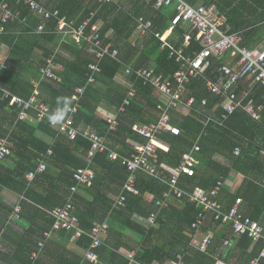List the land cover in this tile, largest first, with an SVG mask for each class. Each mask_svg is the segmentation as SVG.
Masks as SVG:
<instances>
[{
    "label": "trees",
    "instance_id": "obj_1",
    "mask_svg": "<svg viewBox=\"0 0 264 264\" xmlns=\"http://www.w3.org/2000/svg\"><path fill=\"white\" fill-rule=\"evenodd\" d=\"M3 0H0V4ZM39 3H45L49 5L53 0H36ZM46 1V2H45ZM76 0H62L60 10L65 14L75 15L71 12L72 5ZM156 0H149L148 8H153V4ZM193 6L215 5L220 14L226 18L227 24L231 28V32H241L242 46L247 48H254L264 41V0H185ZM11 9L16 12L20 11L23 18H27V25L34 27L37 25L38 20L35 21L30 18L29 8L20 0H10ZM44 5V4H43ZM140 5V4H139ZM104 7V6H103ZM138 11L127 13L120 9L119 6L105 5L101 10L100 15H112L113 19L108 21L107 27L103 29L102 37L104 44L115 42L119 49H124L125 41L129 40L130 33L132 31V14ZM89 11H87L88 13ZM90 13V12H89ZM175 11L173 7H164L161 10H155L154 14L145 15L147 19L154 22V28L151 33L143 37L144 49L141 52L140 57L135 61L134 68H141L153 65L156 67V71L162 74L164 78H171L179 70V65L169 58V48L162 49L163 42L156 37L157 32H165L169 29L172 22V16ZM117 14V15H116ZM143 15V14H142ZM141 16L140 14L137 16ZM99 17V16H98ZM106 16H104L105 18ZM152 18V19H151ZM97 21V19L95 20ZM52 22H56L55 20ZM17 30L21 29L19 37H8L13 43V54L17 57L22 53L26 61H34V51H22L19 47L23 43L24 46L31 44V46L40 47L43 42L53 43L55 41V35H28L30 32L29 27L25 26L21 22H15ZM13 23L7 25L6 33L11 28ZM55 24H52L54 26ZM136 25V22H135ZM112 28L115 32L114 40L105 38L106 29ZM130 29V33H128ZM168 31H171L168 30ZM10 32V31H9ZM191 34L192 41L186 48L188 54L193 55L200 51L201 46L197 40V33L192 32L188 23L178 24L171 36L168 38V42L171 45L182 47L186 34ZM6 35L5 33H2ZM0 34V39L4 40ZM11 34V32L9 33ZM19 38V40L17 39ZM112 41V42H111ZM83 45V44H82ZM30 46V45H29ZM72 48L79 49L80 46L71 44ZM69 47V46H68ZM85 47H81L84 50ZM123 51V50H122ZM46 51L41 58H39L37 64V72L46 65V59L51 55ZM120 59L125 61V58L121 56ZM213 60V64L208 68L204 77L192 80L187 85L185 100L194 97L195 101L191 106V113L188 116H181L176 110H173L172 117L175 124H177L181 130L179 136L166 134L162 137L164 142L169 146V151H158L160 164H165L171 167H176L180 164L182 155L190 151L194 146L198 137L202 135L200 140L202 148L205 152H210L214 149L213 142L219 143L218 148L214 149L216 154L223 155L228 163L229 167H222L218 162L213 163L215 170H220L222 177L226 178L232 169L236 168L241 171L242 167L246 165L247 158L254 155H260L258 152L264 149L261 143L258 144L259 138L264 136V111L262 113V121L256 122L251 116L242 110L234 113L226 126H219L212 128H206L204 132V117L213 112L212 110L219 106L215 114H219L222 111L221 104L223 100L210 93L206 88V82L208 80L216 81L218 78L217 69L222 64L218 65L217 61ZM131 61V60H130ZM128 60V62H130ZM36 62V60H35ZM91 63L90 59L81 55H75V59L66 66L67 73L64 80L61 83H50L52 81H42V86L51 94L52 100H47L51 106L64 108V101H68L67 108L72 107L75 104L73 96L75 90L78 87L86 86L88 81L89 69L88 65ZM101 73L98 74L96 82L89 84L84 94L79 101L80 108L77 113L74 114V121L76 127L81 129L82 126H90L94 130L98 131L101 135L108 133L109 124L106 120L97 116V111L100 104L105 101L106 98L115 106L120 107L123 104L126 97V89L123 85L116 82V77L122 72L123 63H118L110 58H105L101 63ZM132 66V67H133ZM220 76V75H219ZM136 81L135 76H131ZM132 80V79H131ZM139 84L140 102H133L124 114L126 116L133 117V121L130 125L122 123L113 136H120L126 134V137L135 139L138 142H145L143 137H140L133 131V125L138 122L148 123L153 118V111H158V104L161 102L159 99V92L156 88L150 85H144L142 81H137ZM34 87L29 81L15 79L12 76L11 71L4 70L0 74V110L9 108V118L11 128L5 133L9 136L11 155L0 161V185L3 188L12 190L20 195H24L26 199L23 201L22 211L20 219L12 217L11 220L21 225L25 222L28 223V227L25 228L24 234L21 236V242L17 243L16 253H25L24 258H16L20 261V264H32L29 259L30 254L36 249L39 241L45 239V232L50 231L54 224V219L47 213V210H51L54 207L62 206L66 203L65 196L59 195L56 192V188H53V184L58 179L67 184L70 187L74 184L73 174L79 167H85V157L88 151L91 149V143L83 137L78 138L75 141H70L64 135H57V131L53 129L47 120H39L37 113L30 110L29 119L20 120L19 115L22 111L18 105H10V99L5 97V92L10 93L12 96H17L23 100H28L33 94ZM254 102L264 104V86L257 84L255 86L254 93L250 96ZM207 99V104L202 105V101ZM249 100V99H247ZM203 107V108H202ZM201 109V112L205 115L199 116L197 113ZM31 120L38 125L35 126L31 123ZM218 126V125H217ZM208 130V134H207ZM38 132L46 133L51 137H55L53 145L42 141L38 137ZM207 134V135H206ZM5 136V137H6ZM143 138V139H142ZM199 142V143H200ZM204 146V147H203ZM241 147L242 152L240 156H234V149ZM201 148V149H202ZM52 150L53 155L49 158L46 157L48 151ZM215 155V154H214ZM46 157V158H45ZM45 158L48 164V169L43 172H37L39 166V160ZM255 164V165H254ZM251 163L247 169V172H252L258 163ZM260 165V164H259ZM263 166V164H261ZM92 168L101 177H104L110 182H116L122 186L127 180V170L120 164L119 161H111L108 158L107 153H98L94 159ZM35 172L36 176L33 181H28L27 176L29 173ZM59 172V173H58ZM58 173V174H57ZM197 174V172H196ZM183 187L186 190H192L195 186L201 185L197 179V175L192 178L185 177ZM96 182V181H95ZM94 182V184H95ZM47 184L46 186H43ZM93 184V185H94ZM140 191L139 197H133L127 204V208L121 210V214L128 217L129 211L133 212V208H138V204L142 202L141 197L148 192V190H157L162 192L160 182L150 178L144 174L138 177L137 184ZM254 187L257 195L250 194V190L246 196L248 200L252 201L251 206H257V200L259 192L262 190L254 186V183L249 180L248 187ZM214 187V185H213ZM212 188V187H211ZM247 193V187H246ZM162 196L161 194L159 195ZM106 197V196H105ZM103 199V204L100 207H83L84 210H76V214L80 218V227L87 233L91 231L95 222H103L109 219L110 212L113 208V204L109 207L105 204L106 198ZM242 197V196H241ZM159 198V197H158ZM97 201V200H96ZM95 201V202H96ZM232 204L229 203L228 207ZM250 205V204H249ZM92 206H97L93 203ZM180 212L178 209L172 207L166 210L168 219L164 220L163 216L159 222L162 224L161 229L147 228L141 229L140 232L146 236V243L144 245V252L138 255V261L145 264H153L154 261L164 264L168 259L177 260L178 255H181L184 264H215L218 258H223L226 262L231 264H250L251 261L257 257L264 246V242L260 241L252 248L253 241L248 236L236 235L231 227L223 226L221 222L210 221L212 224L224 227L222 235L216 237L212 245L206 252L195 250L192 252L190 249L191 236L194 231L191 227L194 223L199 209L187 205ZM12 210V209H11ZM11 212V211H10ZM178 214L176 217L177 223L172 229L169 226L170 217L173 214ZM142 217H149V212L144 213L140 210V213H136ZM131 220L128 222V227L136 230L132 215L129 216ZM253 220H259L258 217H253ZM4 222V219L2 220ZM166 221V225H165ZM189 230L190 234L187 235L186 231ZM117 231V228H115ZM115 231L112 233L113 237H117ZM122 234V231H119ZM2 228H0V236ZM62 233H65L62 231ZM163 239V244L160 246L159 242ZM85 242V247H90L92 240L89 235L84 234L80 237V243ZM228 242L226 245L225 243ZM104 246H107L104 245ZM103 246L100 247V249ZM104 247V252L107 251ZM117 248V247H116ZM99 249V250H100ZM98 250V251H99ZM20 251V252H19ZM124 264H128V261L120 257ZM82 260H79L75 264H80ZM36 264H39L38 261ZM41 264V263H40Z\"/></svg>",
    "mask_w": 264,
    "mask_h": 264
},
{
    "label": "built area",
    "instance_id": "obj_2",
    "mask_svg": "<svg viewBox=\"0 0 264 264\" xmlns=\"http://www.w3.org/2000/svg\"><path fill=\"white\" fill-rule=\"evenodd\" d=\"M31 11L42 20V23L34 30L37 34L45 32L46 22L55 20L57 22V32L63 36H70L78 43L86 42L92 46L97 60L96 63L90 64L89 83L94 82L95 73L101 71L100 62L105 58H111L118 61L120 58L119 49L111 45H101L100 28L97 25L90 26L92 15L81 23L69 20L61 16L58 10H49L39 4L36 0H20ZM117 0H98L101 6L114 4ZM164 7H173L175 13L172 16L171 26L175 28L180 23H188L197 33V40L201 49L199 52L190 55L186 48L192 41L191 34H186L184 45L177 47L168 42V38L164 37L165 32H157L162 42V48H169V58L173 59L178 65L179 70L174 74L172 80L164 79L154 69L145 67L134 68L128 66L126 73L135 76L142 81L144 85L156 87L167 100L165 104H159V118L156 122L150 124H136L133 131L142 136L146 142L137 144L135 151L129 156H121L116 151L110 150L107 146L104 136L93 132L91 129H79L75 125L74 114L80 108V99L84 94L85 88L79 87L75 91V104L69 107L66 115L57 118L56 122H52L49 117L55 115L50 105L44 103L39 98L40 91L36 86L33 94L28 100H23L17 96H12L5 92V97L10 99V105H18L22 108L19 115L20 120L29 119V111L33 110L37 113L39 120H47L49 125L57 131V135H64L70 141H75L80 137L85 138L91 143V149L88 151L87 166L76 170L73 179L76 182L71 187V194L78 191L79 186L92 185L96 179V173L91 167L93 160L98 153H107L108 157L113 161H120L122 166L127 169L129 179L125 185V190L132 194H138L135 183V174L142 171L156 180L163 183L167 190L161 197L156 199L154 211L150 214V222L155 224L163 210L172 205V201H187L200 209L195 222L192 224L194 231H199L208 217L214 222H221L222 225H228L233 232L239 236H248L253 243L264 242V227L252 217L246 215L242 210V197H238L233 205L225 208L224 203L220 200L221 192L224 189V181H217L216 185L210 190H205L200 186H195L192 190H186L181 185L182 177L192 178L196 175V166L199 164L198 154L201 153L199 141L194 145L193 149L182 155L181 162L178 166L169 169L159 164L158 151L166 152V146L160 142V137L169 132L172 135L179 136L181 130L173 124L172 111L179 110L181 107H191L194 103V97L185 101V93L187 85L192 80L204 77L205 71L213 64L212 59H223L228 53L236 58V66L224 64L219 67L218 71L222 75L219 82L208 80L207 89L213 95L224 101V112L220 117H205V127L210 124L224 126L231 115L238 110H243L251 118L256 121L262 119V106H256L252 101L240 98L238 95V87L242 82L252 79L255 83L264 86V49H252L242 46L241 32H231L230 26L227 24L226 18L220 14L215 5L193 6L185 0H156L153 8L161 10ZM18 13H13L6 0L0 4V33L5 30V25L10 21L17 19ZM88 27H91L89 31ZM154 22L145 16H139L136 19L135 29L140 37H145L153 31ZM42 80L60 81L58 73L55 71L53 59L47 61V66L42 70ZM139 87H133L123 104L119 107V113L126 111L127 107L137 98ZM186 102V103H185ZM207 100L202 101V105H206ZM110 129L114 130L119 124L118 118H110L108 120ZM9 136L0 138V161L11 155ZM235 155L238 156L241 150L237 148ZM53 155V151L49 150L46 157ZM45 157V158H46ZM45 158L39 160L37 172L43 173L48 169ZM36 173L28 174V181H33ZM126 202V196L121 195L116 201V207L121 208ZM14 217L20 219L22 207L18 206L14 210ZM48 214L54 219V224L50 232H45V239L39 241L38 250L31 254L30 260L32 264H36L41 252L45 247L46 240L55 231H63L72 233L76 238L87 234L92 239L90 249L86 252L85 259L81 264H103L97 252L103 242L102 235L108 232L109 224L107 222L95 224L91 231L87 233L80 227V218L76 214L74 203L71 198L62 206L54 207L48 211ZM213 239L210 235L192 236L191 245L196 249L206 252L211 246ZM228 244V242H226ZM129 264H137L135 261V253H128ZM181 258V257H179ZM215 264H229L224 260H217ZM251 264H264V246L258 257L251 261Z\"/></svg>",
    "mask_w": 264,
    "mask_h": 264
},
{
    "label": "crops",
    "instance_id": "obj_3",
    "mask_svg": "<svg viewBox=\"0 0 264 264\" xmlns=\"http://www.w3.org/2000/svg\"><path fill=\"white\" fill-rule=\"evenodd\" d=\"M6 1L9 4L10 10L15 14L18 13L19 16L17 19L10 21L7 24V25H9V24L13 23L11 28L8 29V33H6L7 25H5V30L3 33H5L6 35L0 33V34H2L1 37L4 39V40L0 39V74L2 71L8 70V71H11L12 76H14L15 79L24 80L27 82L29 81L31 84H33L34 90H35L36 86H38V89L40 91L39 98L41 99L42 102L50 105V103H48L47 100H52L51 94L48 91H47V93H45V91H44L45 88L42 86V81H52L50 83H53V82L61 83L64 80L66 73H67L66 66L68 64H70L72 62V60L75 59V55H81L87 59H90L91 60L90 64L96 63L97 60L95 58V54H94V51L92 49V46L86 42L78 43L72 37H70V36L65 37L62 34L58 33L57 32V28H58L57 22H55V23L52 22L54 20L47 21L45 23L46 24L45 32L41 33V34H37L34 30H36L38 28V26L42 23V20L39 17H37L35 14L31 13V11H30V13H31L30 18L35 20V21L38 20V23L34 27L27 25L28 19L23 18L21 16L20 11L14 12L11 9L10 0H6ZM61 2H62V0H53V2L50 3L49 5H46L45 3H42V4L39 2L38 3L41 4L42 6L46 7L49 10L60 11L61 16L65 17L69 20L75 21L77 23H81L87 19H90L91 15H92L90 26L97 25L100 28L101 45H111L112 47L119 49L116 46L115 42L111 41L112 43L104 44L105 42H104V39L102 37L101 31L107 27V25H108L107 23H109L108 21H111V19L114 18L113 14L112 15L106 14V15H104V16H106L105 18L103 16V14L100 15V12L105 7V5H104V7L101 6L98 3V0H76L75 4L72 5V8H71V12L76 13V14L71 15L70 13L64 14L60 10ZM149 3H150L149 0H117L114 4H111L113 6H119L122 11L127 12V13L133 11L134 9L138 10L132 14V19H135V20L132 21V23H131L132 24L131 33H130V29L128 31V33H130L129 40L125 41L124 45L123 44L121 45V46H125L124 49H119L121 56L123 58H125V61H122L120 58L118 61H116L118 63H123L122 72L116 77V82L125 87L126 93H127L126 97L129 93V91L133 87H139V84L136 83L139 79L136 78V81H134L133 78L131 77L132 75H128L126 73V69L128 66H133L135 64V61H137V59L140 57L141 52H143V49H144V44L142 42L143 37H140V35L137 33V31L135 29V22H136L137 16L139 14L141 16L146 15L147 17H149L147 14L150 13V14H154V16H155V9L154 8H148ZM108 6H110V5H108ZM87 11H89L90 13L89 12L87 13ZM156 11H158V10H156ZM96 19H97V21H95ZM17 21L21 22L25 26L27 25L29 27L31 33H29L28 35L39 36V35H43V34L44 35L50 34V35H55V37H56L55 41L53 43L43 42L40 47L31 46V44H29L30 46L29 45L24 46L23 43L21 44V46L19 48L22 51H31V50L34 51L33 57L35 58L36 62H35V60L27 62L25 57L22 55V53L18 57L15 54H13V43L8 39V37L14 36V37L20 38L21 29L17 30V25L15 23ZM52 24H55V25L52 26ZM88 28H89L88 30L90 31L91 27H88ZM170 29H171V31H168ZM174 29L175 28L169 27V29L166 30L164 37L169 38L171 36L172 32L174 31ZM191 30H192V32H195L192 28H191ZM9 31L11 32V34H9L10 33ZM114 34H115L114 30L110 27V28L106 29L104 37L107 39L114 40ZM19 38H17V39L19 40ZM71 44L79 45L80 48L79 49L72 48ZM81 47H85L84 50L81 49ZM252 49H260V48L254 47ZM46 51H48L49 53H52L46 60L48 61L50 58L53 59L54 68L60 77V81L56 82L53 80H42V70L47 66V61H46V65H44L41 68V70L37 72V68H36L37 64H38L37 61H39V58H41L42 55ZM128 60L129 61L131 60V61L128 62ZM214 60L217 61L218 65H220V64L224 65L226 63V64H230L231 66H236V63H237L236 58L231 56L230 53H228L223 59H220V60L214 59ZM101 63H102V61L100 62V65H101ZM89 65H88V69H89ZM145 68L154 69L156 71V67H155V65H153V62L151 63V65H149ZM218 69H217V71H218ZM101 70H102V68H101ZM100 73H101V71L95 73L94 82L89 83V75L91 74V71L89 69L88 81H87L86 86H83V88L86 89V87L89 84H94L96 82V78H97L98 74H100ZM218 74L220 76L218 75L217 80L216 81L211 80V81L219 82L221 80L222 75L219 73V71H218ZM160 75H162V74H160ZM163 78H164V76H163ZM164 79L172 80L173 77L164 78ZM256 85H257V83H255L252 79H248L247 81L242 82L238 87L239 97L245 98L246 100L249 99L248 101H252L253 103H255L254 100L252 98H250V96L254 93ZM154 88H156V87H154ZM206 88H207V86H206ZM158 92H159V99H161V102L159 104L167 103V100L161 94V92L159 90H158ZM138 94H139V92H138ZM138 94H137V98L133 102H137V103L140 102V95H142V93L139 95V97H138ZM185 95H186V93H185ZM126 97H125V99H126ZM73 99H74V96H73ZM204 100H207V99H204ZM255 105L256 106H262L263 111H264V104L257 105L255 103ZM51 108H52L54 114H56L57 110L59 109L58 107H55V106H51ZM218 108H219V106H216L212 110L213 112H211V114H209V115L214 116L216 118L220 117V115L224 112V101L221 104L222 111L219 112V114L217 115L215 113H216ZM118 109H119V107L117 108V106L112 104L107 98L105 101L103 100V102L99 106V109L97 111V116L99 118L104 119L107 122L110 118H116V117L118 118V121H119L118 126L116 127V129L111 130L110 125H109L108 133H112V132L115 133L122 123H125L126 125H130L134 119L133 117L124 115L127 112V109L123 113H119ZM191 109H192L191 107L184 106V107H181L179 110H176V112L179 113L181 116L182 115L188 116L191 113ZM9 111H10L9 108H6L5 110H0V138L5 137L6 136L5 133L7 132V130H9L11 128L10 121L9 120L7 121V119L9 118V114H10ZM238 111H236V112H238ZM197 112H198L197 114L199 116L205 115L204 113L201 112V109L198 110ZM65 115H66V112H61L59 117H63ZM152 115H153V118H152L151 122H148V123L138 122L136 124H150V123L156 122L159 118V115H160L159 109H158V111H153ZM172 115H173V113H172ZM231 116L229 117V119L231 118ZM172 119H173V117H172ZM229 119L227 120V122L229 121ZM254 121H256V120H254ZM260 121H262V119ZM260 121H256V122H260ZM227 122L225 123L224 127L226 126ZM31 123L34 124L35 126L38 125L33 120H31ZM136 124H134V125H136ZM173 124H175L174 121H173ZM203 124H204V132H205L206 128L210 127L209 125L207 127H205V117L203 119ZM175 125L178 126L177 124H175ZM211 126H212V128H214L215 126L219 127L216 124H213ZM80 128L81 129H91L93 132L100 134L98 131L94 130L90 126H82ZM226 128H227V126H226ZM108 133L106 135H102L106 139L107 146L110 148V150L116 151L117 153H119L121 156H124V157H129L135 151V147L137 144L146 142V140L143 138L142 139L145 140V142H138L135 139H132L130 137H126V134H124V133L121 134L120 136H113L112 134H108ZM166 134H169V133L168 132L164 133L160 137V142L162 145L166 146V148H167L166 152H168L169 146L162 139V137L167 136ZM207 134H208V130H207ZM37 135L42 141L48 143L49 145H53L55 142V137L53 138L46 133L38 132ZM140 137H142V136H140ZM201 138H202V135L198 137V140L195 142V144L198 141L200 142ZM259 139L260 140H258L257 143L258 144L261 143V146H264V136L260 137ZM200 146H201V142H200ZM218 146H219V143L213 142L214 149L218 148ZM193 147L191 148V150L193 149ZM201 148H202V146H201ZM237 148H239L242 152V148L238 146L234 149L233 153L235 152V150ZM214 149L211 150L210 152H205L204 148H202L201 153L198 154L199 164L196 166V172H197L196 175H197L198 181L201 183L200 187L204 188L205 190H210L211 187L213 188V185L214 186L216 185L217 181H219V180L224 181L225 186H224L223 191L221 192L220 200L224 203L225 208L228 207L229 203H231L233 205L235 200L238 197L242 196L243 204L241 206V210L246 215H248L250 217H252V216L256 217L257 216L259 220H256V221H258L264 227V149H262V151L260 150V152H258V154L260 153V155H254L252 157L247 158L248 160L246 162V165H244L242 167L241 171L234 168L231 170V172L229 173V175L226 178L221 176L220 170H217V171L215 170V168L213 167V163L218 162L220 165H222V167H225V166L229 167L230 165H229L227 159L223 155L216 154ZM187 152H189V151H187ZM87 156H88V153L85 157L86 158L85 159L86 166H87ZM234 156L238 157L240 155L236 156L234 153ZM111 161H113V160H111ZM93 163H94V160L92 162V165H93ZM251 163H253V164L258 163V165L256 164V167L254 168V170L252 172H247V169ZM120 164H121V162H120ZM159 164H160V162H159ZM261 164H263V166ZM92 165H91V167H92ZM161 165H163L169 169L174 168V167H171V166H168L165 164H161ZM80 168H84V167H79V169ZM127 173H128V171H127ZM142 174H144L150 178H153V177L149 176L148 174H146L142 171H139L135 174V178H136L135 186L137 184L138 177L141 176ZM184 178L185 177H182V179H181V185L182 186L184 185V180H183ZM128 179H129V173H128L126 182H124L121 186L118 183L110 182V181L106 180L104 177H101L99 174H97L96 179H95L96 182L94 181L95 184L93 182L94 185L92 184L90 186H88V185L79 186L78 191L76 193H74L73 195L71 194L70 189L72 186H74L76 184L74 179H73L74 184L70 187V189L65 182H63L62 180L60 181L59 179L57 181H55L53 184V188H56L55 191L58 192L59 195L65 196V199H67V201L71 198V200L75 206V211L78 210V207L81 210H84L83 207H100L103 204V199L105 196H106L105 197L106 198L105 204L108 205L107 207H109L113 204V208L110 212L109 219H107L103 222H95V224L107 222L109 224V227H110L108 232L103 234L101 237L102 242H103V244H102L103 247L101 249L99 248L100 250L97 249V252L100 256V260L102 261L103 264H124L123 260H121V258H119V256L124 258L125 260H127L128 264H129V259L127 257L128 253H135V261L137 264H145L143 262L138 261V255L140 253L144 252V245L146 243V236L143 234V232L139 231V228H141L142 230L147 229V228L161 229L162 224L159 222L160 218L163 216L164 220H166L169 217L168 215H166V213H167L166 210H169L172 207H174V208L178 209V211L181 212L184 209V207H188L187 205L191 204L187 201H182V202L172 201V205L169 208H167L166 210H163L162 213L160 214L159 218L157 219L156 223L152 224L150 222V214H151V212L154 211L155 201H156V199H158V197H160L159 196L160 194L163 195V193L167 190V187L163 183H161L160 181L153 178L154 180L160 182L162 192H159L157 190H152V189L148 190V192L145 193L141 197L142 202L138 204V208L134 207L133 212L129 211L128 217H126V216L122 215L120 211L127 208V204L129 203L131 198L139 197V195H140V191L138 190L137 186H136V189L139 192L138 194H132V193L127 192L125 190V185H126ZM249 180L254 183V186H256L257 188H260L262 190L261 192H259V197L257 200V206H254V205L251 206L252 201L250 200V202H249L248 197L246 196V194H248L249 190H250V194H252V195L258 194L255 192L254 187H250V186L248 187ZM43 186L47 187V184H45ZM197 186H199V185H197ZM246 187H247V193H246ZM121 195L126 196V202H125L124 206H122L121 208H117L116 207V201L118 200V198ZM24 199H26L24 195H20V194L14 192L12 190L3 188L0 185V228H2V233L0 236V264H20V261H17L15 259V256H16V258L17 257L18 258H24L25 257V253H20V255H19V253H16V251H17V243L21 242V239H22L21 236L24 234L25 228L28 227V223L24 222L21 226V225L17 224L16 222H13V220H11L13 215H14L15 208L18 206L22 207ZM93 203H96L97 206H92ZM192 206L197 208L193 204H192ZM197 209H199V208H197ZM140 210H143L144 213L149 212V217L145 218V217H142L141 214L137 215L136 213H140ZM48 211L49 210H47V213H48ZM199 211H200V209H199ZM198 213H197V215H198ZM130 215H132V217H133L134 224L136 225L135 226L136 230L129 228L127 226L129 220H131L129 218ZM176 217H178L177 212H176V214L172 213L170 220L168 222L169 226L172 229L174 228L175 224L177 223ZM3 219H4V222L2 221ZM211 220L212 219L210 217H208L198 232L191 229L192 231L195 232L192 234V236L194 234H198V236L210 235L212 237L213 241L216 239L217 236L220 237V235H222V230L224 227L217 226L216 224H214V222L211 224L210 223ZM165 225H166V221H165ZM223 226H227V225H223ZM115 228H117V231H115ZM120 230L122 231V234L119 232ZM50 231H47V232H50ZM114 231H115L117 237L112 236V233ZM189 232L190 231L187 230L186 234L189 235L190 234ZM162 242H163V239L159 242L160 246L163 244ZM191 243H192V238H191ZM191 243H190L191 251L195 252V250H198L195 247H193L191 245ZM106 244H107V246H104ZM256 245H257V243H253L252 248H254ZM90 247H91V245H90ZM90 247H85V242L80 243V238H76L72 233H66V232L62 233V231H60V232L55 231L46 240L45 247L40 254V257L38 259V263L39 264L40 263L41 264H75L79 260L83 261L85 259L86 252L90 249ZM104 247H107V248H105V249H107L106 252H104ZM37 250H38V244H37L36 249H34L32 251V253L37 251ZM31 254L29 257H31ZM179 257H181V258H179ZM217 260H224V259L218 258ZM82 261H81V263H82ZM86 264H91V263H86ZM153 264H160V262L154 261ZM164 264H184V261H183L182 256L178 255L177 260L168 259L167 261L164 262ZM229 264H231V263H229Z\"/></svg>",
    "mask_w": 264,
    "mask_h": 264
},
{
    "label": "clouds",
    "instance_id": "obj_4",
    "mask_svg": "<svg viewBox=\"0 0 264 264\" xmlns=\"http://www.w3.org/2000/svg\"><path fill=\"white\" fill-rule=\"evenodd\" d=\"M67 105H68V101H64V108L63 109H58L56 114L53 115V116H50L49 119L52 121V122H56L58 116L60 115L61 112H66L68 110L67 108Z\"/></svg>",
    "mask_w": 264,
    "mask_h": 264
},
{
    "label": "rangeland",
    "instance_id": "obj_5",
    "mask_svg": "<svg viewBox=\"0 0 264 264\" xmlns=\"http://www.w3.org/2000/svg\"><path fill=\"white\" fill-rule=\"evenodd\" d=\"M258 48H260V49H264V41H262L260 44H259V46H257Z\"/></svg>",
    "mask_w": 264,
    "mask_h": 264
}]
</instances>
